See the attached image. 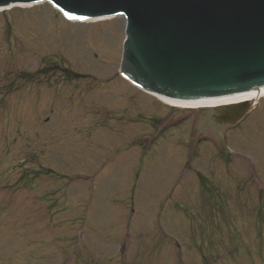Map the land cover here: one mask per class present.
<instances>
[{"label":"rangeland","instance_id":"rangeland-1","mask_svg":"<svg viewBox=\"0 0 264 264\" xmlns=\"http://www.w3.org/2000/svg\"><path fill=\"white\" fill-rule=\"evenodd\" d=\"M124 30L0 12V264H264V98L220 131L121 78Z\"/></svg>","mask_w":264,"mask_h":264},{"label":"water","instance_id":"water-1","mask_svg":"<svg viewBox=\"0 0 264 264\" xmlns=\"http://www.w3.org/2000/svg\"><path fill=\"white\" fill-rule=\"evenodd\" d=\"M45 1L69 19L123 16L120 73L153 95L192 101L264 88V0H0V8ZM251 109L199 112L231 127Z\"/></svg>","mask_w":264,"mask_h":264},{"label":"bare ground","instance_id":"bare-ground-1","mask_svg":"<svg viewBox=\"0 0 264 264\" xmlns=\"http://www.w3.org/2000/svg\"><path fill=\"white\" fill-rule=\"evenodd\" d=\"M262 98H264V88L238 95L225 96V97L213 98V99H200V100H192V101H178V100H170L164 98L161 99L165 101L168 105L178 109L198 110V109L217 108L221 106H228L243 102H250L252 104H256Z\"/></svg>","mask_w":264,"mask_h":264},{"label":"flooded vegetation","instance_id":"flooded-vegetation-1","mask_svg":"<svg viewBox=\"0 0 264 264\" xmlns=\"http://www.w3.org/2000/svg\"><path fill=\"white\" fill-rule=\"evenodd\" d=\"M221 130V129H220Z\"/></svg>","mask_w":264,"mask_h":264}]
</instances>
